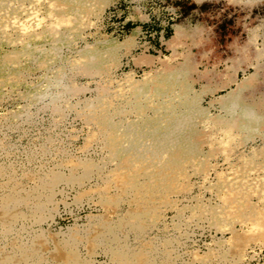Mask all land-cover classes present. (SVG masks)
Returning <instances> with one entry per match:
<instances>
[{
  "label": "rangeland",
  "instance_id": "374dc122",
  "mask_svg": "<svg viewBox=\"0 0 264 264\" xmlns=\"http://www.w3.org/2000/svg\"><path fill=\"white\" fill-rule=\"evenodd\" d=\"M0 264H264V0H0Z\"/></svg>",
  "mask_w": 264,
  "mask_h": 264
},
{
  "label": "crops",
  "instance_id": "0c3cea01",
  "mask_svg": "<svg viewBox=\"0 0 264 264\" xmlns=\"http://www.w3.org/2000/svg\"><path fill=\"white\" fill-rule=\"evenodd\" d=\"M149 8L150 6L147 4V14H143V21L140 25L134 26L133 29L139 28L141 32L147 33V35H143V37H147V40L144 42H147L149 44L148 47L158 52L165 48L164 39L167 37L172 26L165 25L162 18L159 15H153ZM152 56V54H147V61Z\"/></svg>",
  "mask_w": 264,
  "mask_h": 264
},
{
  "label": "bare ground",
  "instance_id": "6f19581e",
  "mask_svg": "<svg viewBox=\"0 0 264 264\" xmlns=\"http://www.w3.org/2000/svg\"><path fill=\"white\" fill-rule=\"evenodd\" d=\"M9 2V1H8ZM7 4V3H6ZM32 14V13H31ZM31 17V16H30ZM59 23V22H58ZM31 28V27H30ZM25 30V29H24ZM50 35V34H49ZM76 60V59H75ZM58 73V72H57ZM16 81V80H15ZM27 103V102H26ZM110 107V106H109ZM41 108V107H40ZM24 109V108H23ZM95 109V108H94ZM102 114V113H101ZM107 116V115H106ZM113 116V115H112ZM112 121V120H111ZM119 121V120H118ZM234 122V121H232ZM176 128V127H175ZM177 129V128H176ZM104 131V130H103ZM223 134V133H222ZM137 135V134H136ZM148 136V135H147ZM228 136V135H227ZM222 137V136H221ZM132 139V138H131ZM164 144V143H163ZM150 150V149H149ZM163 152V151H162ZM159 159V158H158ZM152 161V160H151ZM120 168V167H119ZM169 169V167H168ZM163 173V172H162ZM159 174V173H158ZM115 178V177H114ZM161 178V177H160ZM60 180V179H59ZM148 180V179H147ZM151 180V179H150ZM78 182V181H77ZM49 186V185H48ZM113 194V193H112ZM112 235V234H111ZM103 239V238H102ZM115 246V245H114ZM116 249V248H115ZM167 251V250H166ZM232 253V252H230ZM228 254V253H227ZM119 263V262H118ZM133 263V262H132Z\"/></svg>",
  "mask_w": 264,
  "mask_h": 264
},
{
  "label": "trees",
  "instance_id": "16d2710c",
  "mask_svg": "<svg viewBox=\"0 0 264 264\" xmlns=\"http://www.w3.org/2000/svg\"><path fill=\"white\" fill-rule=\"evenodd\" d=\"M178 5V4H177ZM194 6V4H192Z\"/></svg>",
  "mask_w": 264,
  "mask_h": 264
}]
</instances>
